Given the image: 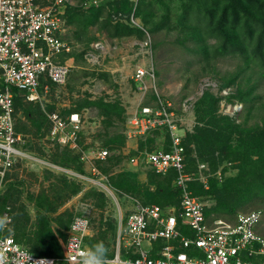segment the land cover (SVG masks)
<instances>
[{"label":"trees","instance_id":"trees-1","mask_svg":"<svg viewBox=\"0 0 264 264\" xmlns=\"http://www.w3.org/2000/svg\"><path fill=\"white\" fill-rule=\"evenodd\" d=\"M85 1L92 0H81L80 6L69 4L64 14L67 25L78 26L75 35L85 44L81 55L98 39L93 34L90 37L86 36L89 28L96 24L100 29H107L111 38L120 39L137 35L143 39L146 35L144 29L130 23V18L134 15L142 20L144 27L151 33L164 28L168 31L177 30L179 35L176 41L200 56L201 62L211 65L210 72H215L218 58L224 56L238 58L240 61L238 68L223 75L218 84L219 90L231 86L234 90L225 96L206 89L194 102L195 125L183 136L186 170L196 171L199 163H206L209 166V170L206 171L209 174L207 187L199 179L189 184L192 193L206 204L204 214L208 219L219 216L234 217L241 208L254 201L263 200L264 94L260 89L264 85V0H104L97 5L90 2L88 7L82 6ZM122 18L127 22L119 21ZM114 19L118 21L114 22ZM92 75L110 81L114 87L118 86L111 80L110 72L93 71ZM46 83L50 87L55 86L51 82ZM4 87L3 81L0 89ZM12 91L14 115L20 109L36 124L38 130L44 126L49 132L48 117L44 110L42 111V105L31 101H27L26 105L23 101L24 92L16 87L12 88ZM151 97L152 100H157L154 93ZM223 99L227 103L243 104L244 114L241 120L239 112L234 116L220 111ZM89 107L97 108L102 117L105 139L101 147L107 148L111 153L104 160H96V163L101 172L108 177L109 184L119 197L136 199L144 205L158 204L165 214L169 212V208L178 209L182 192L174 185L177 176L174 169L162 175L150 167L146 171L147 180L144 182L139 179L138 171L124 166L123 163L144 151L159 148L169 151L171 138L168 128L164 126L149 131L139 138L138 151L124 155L123 149L127 142L126 107L119 99L87 97L80 101L78 106L69 108L65 115L81 113L82 109ZM54 108H49V111H54ZM119 123L123 125L122 131L116 130L112 134L109 128ZM16 130L23 133L27 131L18 126ZM57 147H59L57 153L51 157L53 162L83 171L84 163L80 160L79 153L66 146ZM218 171L222 173L221 178L215 175ZM229 171L232 173L229 174ZM58 180L61 186L55 189L52 198L44 192L35 197L37 206L35 222H30L31 218L25 216L26 222H17L12 231L5 230L0 234L5 236L12 234L17 242L28 247L36 255L63 256L62 244L67 240L73 213L66 210L55 217L52 214L57 212L66 198L79 192L81 186L70 181L67 176ZM11 191L12 188H9L7 194L0 198V216H3L6 210ZM84 198L91 200L98 208L103 209L107 206V195L96 188L88 189ZM53 221L57 225L56 228L52 226ZM178 222L182 234L194 237V231L182 218L179 217ZM108 224L106 230L88 239L91 247L102 242L109 249L107 234L111 232L114 239L116 226L111 221ZM167 243L165 239L155 241L151 257H158L159 251ZM171 243H175L178 250L184 249L176 241ZM187 251L191 253L193 250L190 248ZM113 257L114 253L108 250L106 259ZM121 257L136 259L138 254H134L133 248L121 247Z\"/></svg>","mask_w":264,"mask_h":264},{"label":"built area","instance_id":"built-area-1","mask_svg":"<svg viewBox=\"0 0 264 264\" xmlns=\"http://www.w3.org/2000/svg\"><path fill=\"white\" fill-rule=\"evenodd\" d=\"M85 1L82 6L88 7ZM73 0H0V72L5 87L0 89V197L4 191L8 172L22 160L39 162L48 166L51 163L26 151L27 136L16 130L14 94L16 87L24 92L27 101L39 102L44 109V93H48L51 82L64 86L69 78L73 58V46L64 37L66 7ZM131 22L138 25L134 15ZM96 47L103 48L98 42ZM144 56L153 57V44L147 33L140 43ZM90 53V52H89ZM87 53V55H91ZM149 58V59H150ZM131 79L136 89L143 95L156 89V69L150 61L135 67ZM157 90V89H156ZM155 105L143 104L127 118L125 134L128 139L144 136L149 131L166 126L171 138L169 151L159 148L144 151L129 159L131 166L140 167L148 163L156 173L165 175L174 169L177 176L174 185L180 188L181 204L178 209L169 208L165 214L158 204L144 205L136 199L133 208L120 223L119 246L113 258L106 259L111 264H264V235L257 231L262 221V211L239 212L235 219L211 218L204 214L205 203L192 193L191 181L199 179L208 186L209 166L199 163L197 170H186L185 147L183 145L181 118L171 101L159 95ZM49 121L47 140L61 144L79 153L92 175L74 170H65L69 179L97 187L101 191L114 189L108 177L101 172L96 160H104L110 151L99 144L91 151L83 148L81 133L84 119L81 113L62 115L59 111H44ZM85 149V150H84ZM54 167V166H53ZM62 170V168H61ZM221 178V171L215 173ZM9 209V208H8ZM10 217L9 210L3 216ZM190 226L194 237L182 234L178 228V218ZM76 229L72 231L71 226ZM91 226L88 217L74 215L61 257L36 255L28 247L17 242L15 237L0 234V242L5 249L6 264H33L32 261L48 260L52 264H68L66 253L79 260L78 253L88 249L85 239ZM9 228V225H8ZM159 239L168 241L159 251V256L151 257L153 243ZM176 241L184 249L177 248ZM121 247L133 248L136 259H123ZM192 248V252L187 249ZM30 257V259H29Z\"/></svg>","mask_w":264,"mask_h":264},{"label":"rangeland","instance_id":"rangeland-1","mask_svg":"<svg viewBox=\"0 0 264 264\" xmlns=\"http://www.w3.org/2000/svg\"><path fill=\"white\" fill-rule=\"evenodd\" d=\"M97 1L98 4H100L104 0ZM73 4L80 6L81 0H73ZM135 20H137L136 22H138V25L133 22L130 23L144 29L145 33H148L152 39V58L147 55L144 56L140 49V43L145 37L142 39L138 38L137 35H132L120 39L111 38L108 36L107 29H100L97 24L89 28L88 35L86 34V36L90 37L91 34H93L98 39L93 41L90 45V49L81 55L84 51L85 44L84 42L79 41L75 35L78 31V26L66 24L64 37L73 46V58L70 60L72 69L68 81L64 86L50 87L48 93H44L45 101L44 109L42 108V111H49V108L55 107L54 110L59 111L62 115L64 114V116H66L65 113L68 109L78 106L79 102L84 98L90 97L94 99L105 97L109 100L119 99L122 103H124L126 99L136 101L134 104H132V102H125L127 103V112L130 113L134 108H137L138 105L145 103L155 105L156 102L151 99V96H153L154 93L164 100L173 103L177 114L181 118L182 132L186 133V131H191L195 125L194 102L206 89H210L215 93L225 96L230 91L234 90V87L232 86L219 90L218 84L221 82L219 79L223 75L234 72L238 68L240 62L238 58L231 56L220 57L216 62L215 72H210L211 65L209 66L206 63L201 62L200 56L189 51L187 47L176 41V38L179 35L177 30L168 31L164 28L155 33H151L144 27L140 18L135 17ZM113 21L116 22L118 19H114ZM119 21L127 22L124 18ZM84 39H86V37H84ZM98 42L101 43L103 48L96 47ZM87 53L92 54V56L87 55ZM131 56L136 58L135 61H130ZM150 61L154 64L156 69L155 86L157 90L153 89L143 95L136 89V86L131 79V75L138 64L145 63L147 65ZM93 71L110 72L112 74L111 80L115 84H118V86L114 87L111 85L110 81L93 76ZM1 83H3V78L0 72V85ZM42 91L44 92V89H42ZM260 91L264 94V85ZM23 101L27 105L28 102L25 98ZM220 109L221 112L234 116L236 112H239L241 113L239 120L243 118L242 115L244 114V108L242 103H227L226 100L223 99L220 103ZM81 114L84 119V133L81 137L83 148H93L94 145L96 146V143L102 146L103 139H105V134H103L105 133V125L102 122V117H100L98 113V109L95 107L82 109ZM15 118L16 126L27 130L24 132L28 141L27 148L31 151H37L40 152V154H46L53 158L59 147H57V145L53 146L47 141L46 136L48 130H46V127L43 126L42 129L38 130L36 124L25 117L20 109L16 113ZM122 128L123 125L119 123L109 129L113 134L116 130L122 131ZM59 146L64 147L61 144ZM126 151L127 149L124 147V155L129 154ZM110 154L111 153H109V155ZM123 163L126 167H132L129 159ZM23 164L24 166L20 165V169L18 167L15 172L22 175L23 182L27 189L16 187L19 185L13 186L15 190L12 189V194L9 200V203L11 204H14V201H16L17 206L21 205L19 202L21 193L28 191L30 194L31 190L35 189V185L39 184V169H36L34 165H31V163L26 160L23 161ZM119 168L120 167H117V169ZM230 173H232V171H229V174ZM88 175H92L90 170H88ZM140 177L139 172V179L144 182L147 180H143ZM57 181L59 182V180H56V184H58ZM82 185L89 187L91 184L86 182L82 183ZM90 188L98 189L95 185ZM110 189L112 192L104 191L107 195V206L104 207V209H110L111 212L108 216H112L113 219H115L116 216L120 217L121 214L123 217H126L132 209V204L130 202L131 199L127 197L120 198L114 189ZM24 198L27 201L26 197H23L22 200ZM28 199L30 200L31 197L29 198L28 196ZM88 202L91 201L88 199ZM26 208L29 209L27 205ZM94 208L89 207L91 211L89 214L91 222L93 221L95 226L99 223L101 226L106 224V222L101 219L104 214ZM255 209H260L262 211V221L260 226L257 227V231L264 235V199L250 203L248 206L241 208L239 212L247 213ZM29 210H31V208ZM226 219L234 220L235 216L231 218L226 217ZM209 221L211 222L210 219ZM11 229H13L12 225ZM118 244V240L114 242V244L113 241H110L109 252H116L119 246Z\"/></svg>","mask_w":264,"mask_h":264},{"label":"crops","instance_id":"crops-1","mask_svg":"<svg viewBox=\"0 0 264 264\" xmlns=\"http://www.w3.org/2000/svg\"><path fill=\"white\" fill-rule=\"evenodd\" d=\"M135 59L136 58H134L132 56L130 57V61L131 62L135 61ZM133 83H134V81H133ZM41 92H42V94H44L42 89H41ZM43 101H45V97H44ZM125 102H132V104L136 103V101L130 100V99H126ZM125 102L123 103V105L127 109V103H125ZM33 103H35V102H33ZM58 104H60V103H58ZM140 106L141 105H138V107L134 108L130 113L127 112L128 117L133 115ZM132 107H134V106H132ZM126 111H128V110H126ZM83 133H84V129L82 131V134ZM95 135H94V137H95ZM140 137L141 136H137V137H134V138L127 139V142H126V145H125V148L127 149V151H126L127 153H131V152L139 150V138ZM95 142H97V141H95ZM49 144H52L53 146H55V145L59 146L60 145V144L51 143V142H49ZM96 145H98V143H96ZM160 145H162V143H160ZM25 147H26L28 152H30L31 154L37 156L38 158H40L42 160H45V161L51 163L52 166H48V165H45V164H42V163H39V162H33V161L26 160V161H29L31 163V165H34V167L36 169H39L38 170L39 171V184L35 185L36 186L35 189L31 190L30 194L28 193V191L22 192V193L20 192L21 193V198L19 200V202L21 204L20 206H17L16 201H14V204L9 203V201L7 202L6 210L4 211V213L7 210H9L10 217H11V221L9 223L10 231L13 230V229H11V225L14 228V224H16L17 222H20V223L26 222V217H30L31 218L30 222H35L36 221V219H37V206L35 204V197L37 195H39L41 192H44L45 194H47L48 196H50L52 198L54 193H55V189H58L59 186H61V184L58 181H57L58 184H56V180H58V178H60V177L67 176V174L64 172L65 170L68 169V170H74V171H77V172H81V171H78V170H76L74 168L63 167V166L53 162L49 155L40 154V152L29 150L27 148L28 144ZM93 147H95V145ZM162 147H164V146L162 145ZM91 149H92V147H90V149H87V151H91ZM23 161L24 160H22L21 162L16 164L8 172V174H7L6 178H5V185H4V191L2 193V196L3 195L5 196V194H7V191L9 190V188H12L13 190H15L13 188V186H16V185H19V186H16V187H23L24 189H27V187L25 186V184L23 182L22 175L20 173L15 172L18 167L20 169V165L24 166ZM61 168H62V170H61ZM131 168H134L133 170H136V171L140 172V176H141L140 178H142L143 180L147 179V172L146 171H147L148 168H150V165L148 163H145V164L141 165L140 167H133L132 166ZM88 170H89L88 166L86 164H84L83 171L81 173L82 174H88ZM67 178H68V176H67ZM69 180L79 184L81 186V190L79 192L75 193V194H72L71 197L66 198L64 200L63 205L57 210V212L53 213L52 216L55 217L58 214L68 210V211L73 213V217H74V215L79 214V215L86 216V217H88L90 219L89 214L91 213V211H90L89 207L94 208L95 206L92 204L93 202L91 200H89V201H91L92 203L88 202V199L84 198L86 190L89 187L83 186L82 183L79 182L76 179H69ZM11 194H12V192L10 193V195ZM22 194H23V196H22ZM27 195L29 196V198L31 197L30 200L28 199ZM23 197H26L27 201H26L25 198L22 200ZM130 202H131L132 208H133V206H134L133 200H130ZM26 205L29 207V209L31 208V210L27 209ZM84 206H86V207H84ZM94 209H96V210L100 211V213L104 214V215H102L101 219L104 222H106V224H103L101 226V224L99 223L98 225L95 226L93 224V221L91 222L90 229H89L88 234H87L86 239H85V245L88 248H91V245H90L88 239L92 238L94 236H98L99 233L102 230H106L108 228V226H109V224H108L109 221L115 223V226H116V229H115L116 237L114 239L117 241L118 240L120 223L123 222L124 219L126 218L125 216L123 217L122 214H121L120 217L116 216L115 219H113L112 216H108L109 213L111 212L110 209H104V208L101 209V208H98V207H95ZM219 217L226 218L225 216H219ZM90 221H91V219H90ZM52 226H53V228H56V226H57L54 221L52 222ZM106 239H107L108 242L114 241V239L112 238V233L111 232L107 234V238ZM65 243H66V241L63 242V244H62L63 245V253H64V248H65ZM113 244H114V242H113ZM114 255H115V252H114Z\"/></svg>","mask_w":264,"mask_h":264},{"label":"clouds","instance_id":"clouds-1","mask_svg":"<svg viewBox=\"0 0 264 264\" xmlns=\"http://www.w3.org/2000/svg\"><path fill=\"white\" fill-rule=\"evenodd\" d=\"M9 223V217H7L6 215L0 216V232L5 230L10 231V229L8 228ZM71 229L72 231H74L76 229V225L73 224L71 226ZM2 243L3 242H0V245H2ZM69 251L70 249L66 253L65 260L68 261V264H73L75 258L69 255ZM107 252V247L102 242H98L91 248L80 251L78 253L79 260L76 262V264H106ZM32 262L33 264H52V262L44 259ZM0 264H6L5 249L2 246H0Z\"/></svg>","mask_w":264,"mask_h":264}]
</instances>
